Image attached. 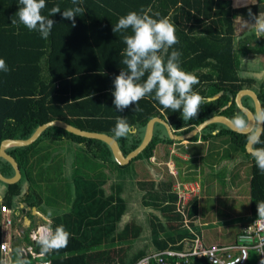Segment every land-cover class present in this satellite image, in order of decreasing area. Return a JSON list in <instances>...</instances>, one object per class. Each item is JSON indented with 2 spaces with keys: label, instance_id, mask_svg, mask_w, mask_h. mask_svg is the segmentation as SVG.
Listing matches in <instances>:
<instances>
[{
  "label": "trees",
  "instance_id": "trees-1",
  "mask_svg": "<svg viewBox=\"0 0 264 264\" xmlns=\"http://www.w3.org/2000/svg\"><path fill=\"white\" fill-rule=\"evenodd\" d=\"M259 3L264 0L240 6H236L233 0H81L77 5H73L72 0H46L47 6L42 13L45 16L57 6L61 11L76 6L85 11L75 18V27L59 13L50 17L56 23L48 38L44 39L37 31L11 24L12 19H17L18 0H0V59H4L9 68L7 72L0 71V141L25 139L39 125L60 119L83 130L112 137L126 157L141 145L152 118L168 122L175 135L188 133L214 116H225L233 122L240 116L247 121L234 102L240 90L253 85L250 79L239 77L240 58L249 53L264 55V36L257 39L254 35H245L236 39L234 20L241 18L254 23ZM132 11L156 19L168 18L175 24L179 43L159 55L166 58L167 52L179 51L182 69L197 76L199 83L193 86V90L204 98V103L195 118L184 120L180 111L164 109L152 97H145L122 112L115 109L113 80L122 69H126L121 63L126 47L123 37L131 34V30L114 33L112 28L120 17ZM256 95L264 112V81ZM242 104L254 110L250 97L244 96ZM119 118H124L132 126L126 137L114 135L113 129ZM253 131L240 133L214 123L189 141L205 143L226 136L233 146L251 159L249 210L256 218L264 216L261 207L264 205V173L257 168L253 156L244 150V143ZM165 132L164 126L156 123L147 148L125 167L115 161L106 143L74 134L58 125L43 129L29 145L10 146L5 153L15 159L24 176V159L38 141L67 139L85 149L94 161L114 165L121 171L134 162L149 163L156 147L173 145L175 141L168 139ZM258 140V143L256 140L252 143L254 150L264 147V124ZM0 174L5 178L15 176L11 165L2 158ZM2 184L8 192L0 206H8L14 214L28 208L27 215L32 219L31 209L41 204L37 192L30 186L24 190L22 180ZM84 184L75 195L73 210L53 217L50 223L52 236L60 226L70 234L67 246L43 254L41 244L30 238L32 228H28L22 236H13V264H34L31 254H21L23 245L42 253L41 259L49 260L51 264H133L145 255L139 251L129 257L130 242L140 238L141 224L128 222L117 231L103 232L105 221L119 220L125 211L126 203L120 194L122 186L110 187L112 191L105 193L99 186L88 188ZM169 187L168 180L160 182L158 188L151 185L145 193L144 203L157 207L165 218L163 222L159 216H154L155 220L150 222L154 247L149 252L170 246L180 249L181 245H173L191 236L181 226L182 215L175 210L176 194ZM186 214L191 221L197 217L196 197L188 201ZM171 220L175 224L170 223ZM190 261L191 264H210L206 258L195 257Z\"/></svg>",
  "mask_w": 264,
  "mask_h": 264
},
{
  "label": "rangeland",
  "instance_id": "rangeland-1",
  "mask_svg": "<svg viewBox=\"0 0 264 264\" xmlns=\"http://www.w3.org/2000/svg\"><path fill=\"white\" fill-rule=\"evenodd\" d=\"M249 33H252V30L246 29L241 36L244 37ZM240 59L239 77L260 82L264 75L258 73L253 63L261 60V54L249 53ZM249 67L250 69H247ZM253 69L256 70L250 71ZM253 87L255 88L252 85L251 89H248L252 91ZM253 90L257 93L259 89ZM78 148L80 150L64 153L66 159L72 156L76 158V166L80 171L74 172L75 177L71 175L73 169H70V163L68 166L58 163L53 170H40V173L35 175L31 187L42 198V205L38 209L49 218L68 210L69 197L76 189L78 191L81 189V185L76 183L80 182L79 178L86 180L88 176H91L90 173L104 180L103 184H99V188L104 189L105 193L112 191L110 187L122 186L120 194L126 203L125 211L119 220L105 221L102 229L103 232L111 229L117 231L128 222L142 225L140 238L130 242L129 257L139 251L146 254L154 247L150 236V222L155 220L154 216H159L160 220L165 222L159 209L154 205L145 204L144 200L147 197L145 193L151 185L158 188L160 182L168 180L169 184H172L173 178L169 175L168 165L173 166L170 170L179 181L197 186L198 204L203 212L196 222L193 221L195 222L193 227L190 225L192 221L187 216L186 218L190 228L199 229L203 243L228 245L239 242L238 234L241 225L253 219L249 210V169L242 161L239 164H235L236 162L233 164L240 159L246 162V155L233 146L226 136H219L198 146H194V143L190 141L158 146L149 163L134 162L126 170L121 171L114 166H109L110 168L106 167L108 165L103 166L100 162L94 161L80 145ZM217 149L220 150L219 153L216 152ZM204 152L206 153L204 158L202 156L191 160L188 158L189 154L196 156ZM45 173L49 178L47 180L41 176ZM227 179L229 181H226ZM92 186L90 184L87 187L92 188ZM169 222L175 224V221ZM181 226L188 230L185 225L181 224Z\"/></svg>",
  "mask_w": 264,
  "mask_h": 264
},
{
  "label": "clouds",
  "instance_id": "clouds-1",
  "mask_svg": "<svg viewBox=\"0 0 264 264\" xmlns=\"http://www.w3.org/2000/svg\"><path fill=\"white\" fill-rule=\"evenodd\" d=\"M18 3L20 7L16 13L17 19H12L11 24L17 27L23 25L30 31H37L44 39L48 38L56 23L50 17L59 13L62 19L72 21V26L75 27V18L85 11L80 6L61 11L57 6L45 16L42 13L47 6L46 0H18ZM79 3L81 0H72L73 5ZM156 16H159V13ZM254 18L253 27L259 39L264 36V12ZM129 29L131 34L123 37L126 47L123 51L124 58L121 60L126 69H122L113 80L112 96L115 109L122 112L145 97H152L164 109L180 111L184 120L195 118L204 103V98L193 90V86L199 83L197 76L182 69L179 51L167 52L166 58L159 55L179 43L175 24L168 18L156 19L132 11L120 17L112 31L116 33ZM0 71H9L4 59H0ZM257 120L264 121V112L257 115ZM234 123L237 128L247 126V121L240 116L235 118ZM131 131L132 126L124 118H119L113 129L118 138L128 136ZM253 139L259 142L256 137ZM252 155L257 168L264 173V147L256 148ZM261 207L264 208V205ZM69 237L70 234L63 226L58 227L53 236H46L41 242L42 253L47 254L49 251L66 247Z\"/></svg>",
  "mask_w": 264,
  "mask_h": 264
},
{
  "label": "built area",
  "instance_id": "built-area-1",
  "mask_svg": "<svg viewBox=\"0 0 264 264\" xmlns=\"http://www.w3.org/2000/svg\"><path fill=\"white\" fill-rule=\"evenodd\" d=\"M169 169V173H174ZM173 192L176 194L175 210L182 215V224L188 228L186 238L176 242L173 246L181 245L180 249L172 246L163 250L148 252L133 264H191V258H206L210 264H264V216L253 218L241 225L239 242L220 245L203 243L198 232L188 226L186 206L194 195V189L175 182ZM14 211L6 205L0 206V254L1 264H11V242L14 235ZM48 222L42 223L30 232L32 241L40 243L44 238L52 236V229ZM22 255L31 254L34 264H51L49 260H42V253L34 251L33 247L23 245ZM253 257V258H252ZM254 259V260H253Z\"/></svg>",
  "mask_w": 264,
  "mask_h": 264
},
{
  "label": "crops",
  "instance_id": "crops-1",
  "mask_svg": "<svg viewBox=\"0 0 264 264\" xmlns=\"http://www.w3.org/2000/svg\"><path fill=\"white\" fill-rule=\"evenodd\" d=\"M249 2L256 3V0H233V3L236 6H240V5L249 3ZM261 12H264V3H259L258 4V15ZM247 22H250V21L243 20L241 18H236L234 20L236 39L242 38L241 35L244 32V30H246V29H251L252 30V33H249L247 35L256 36L255 35V28L253 27V24L255 22L254 23H251V22L247 23ZM253 64H254L255 68H257L258 73H260L261 75H264V55H261V60L259 62H255ZM247 69H250V67L247 68ZM255 70L256 69H253V70H250V71H255ZM251 81H253V85L255 86V88L253 87V89H259L260 90V87H261L260 85L264 81V76H263V78L261 80L262 82L261 81L260 82H255L254 80H251ZM253 89H252V91L255 92L256 90H253ZM258 91H257V93H258ZM198 145H203V143L201 141L197 140L194 143V146H198ZM78 146L79 145H77V143H75L73 141H70V140H67V139H61V140L42 139V140L38 141L37 145L33 149H31L29 151V153L26 155V158L24 159V162H23L24 168H25V172H24V176H22L20 180H22V184H23L24 190H27L29 186L30 187L32 186V184L34 182V177H35V175L37 173L38 174L40 173V170H46V169L53 170V167L56 164H58V163H63L65 165H67V166L70 163L69 167H70V169H73V172H72L71 175L73 177H75L74 172L75 171H80L79 168L76 166V163H77L76 158L74 156H72V158L69 157L68 159H66V157L64 156V153H69L71 151L72 152L73 151H78V150H80L78 148ZM8 148H9V146L5 147L4 150H6ZM219 151L220 150H218V149L216 150L217 153H219ZM197 156H200V157L202 156L204 158L206 156V153L205 152L204 153H200L199 155H196V156L189 154L188 158L191 160V159H195ZM245 157H246V162H244L243 159H240V160L234 161L233 164L235 162H236L235 164H239L242 161L243 163H246V166L249 169V166L251 164V159L247 155ZM200 160H198V161H200ZM109 166H111V165H108L106 167L110 168ZM112 166H114V165H112ZM167 167L168 168H172L173 166L168 165ZM114 168H115V166H114ZM90 174H91V176H88L86 178V180H82V179L79 178L80 182H78L76 184L82 185L83 183H85L88 186L91 184V185L96 186V187L99 186V184H103V182H104L103 179L97 178L96 174H93V173H90ZM169 175H171V174H169ZM41 176L43 178H45V180L49 179V178H47L46 173L45 174H41ZM171 176L173 178V182L170 185V190L172 192H173L174 183L178 182L180 184L186 185L189 189L193 188L195 194L192 195V197H196L198 199V195H196L197 194V186H195V185H193L191 183L179 181L175 177L176 175H171ZM77 177H80V176H77ZM228 177L230 178V176H228ZM226 181H229V179H227ZM34 191H36V190H34ZM6 192H8V190H6V186L3 185L2 183H0V201L2 199H4ZM77 192H78V190L76 189V191L73 193V195L69 197V199H68V203H69L68 210L64 211L63 213L57 214V215H63L65 213L70 212L71 210H73V206H74L73 202H74L75 195H76ZM37 194L39 195L38 192H37ZM39 197H40V195H39ZM40 199H41V204L39 206L42 205V198L40 197ZM39 206L37 208L33 207V208H35L34 212H33V208L31 209L32 219H31L30 216L27 215V211L29 210L28 208L26 209L25 212H16L15 214H13V218H14V226H13L14 235L22 236V234H24V231L27 230L28 228H32L33 229L36 226H38V225H40L42 223H45V222H48L50 224L52 218L57 216V215H55V216L49 218L47 215H45L41 211H39V209H38ZM23 207H24V205H21V208H23ZM202 212H203V210L200 209L199 204H198V214H197V217L193 221L196 222L197 218L199 216H201ZM32 213H35V215H33ZM193 221L191 223H193V226H194L195 222H193ZM191 223H190V225H191ZM195 231L198 232V234H199V229H196ZM12 247H13V245H12V242H11V248ZM10 261H11V264H13L12 253H11V256H10Z\"/></svg>",
  "mask_w": 264,
  "mask_h": 264
},
{
  "label": "water",
  "instance_id": "water-1",
  "mask_svg": "<svg viewBox=\"0 0 264 264\" xmlns=\"http://www.w3.org/2000/svg\"><path fill=\"white\" fill-rule=\"evenodd\" d=\"M244 96H248L250 97V100L252 101L254 110L251 111L250 109L246 108L243 104H242V98ZM211 100V99H210ZM235 105L238 107V109L245 114V116L247 117V126L244 128H237L235 123L233 121H231L230 119H228L225 116H214L211 117L207 120H205L203 123H201L199 126L195 127L192 131L182 134V135H175L174 131H172V129L170 128L168 122L162 120L161 118H152L151 120L148 121V126H147V130L145 132L144 138L141 142V145L134 150L133 152H131L130 154H128L126 157L123 156V154L121 153L117 142L110 136L106 135V134H102V133H94V131H86L83 130L79 127H76L64 120H60V119H54V120H50L48 122H45L41 125H39L36 129H34V131L31 133V135L25 139H2L0 141V158H2L3 160H5L6 162H8L11 167L14 170V177L13 178H5L0 174V182L5 183V184H15L17 183L21 177H22V172L21 169H19V166L17 164V162L15 161V159L10 156L9 154L5 153V147H10V146H16V147H22V146H26L29 145L30 142H32L38 135L39 133L47 128L48 126L51 125H58L61 126L65 129H67L68 131L83 136V137H89V138H94L97 140H100L104 143H106V145L110 148L112 155L115 159V161L121 166V167H125L127 166L131 161H133L136 157H138L149 145L150 141H151V136H152V132L154 131V125L156 123H159L161 125L164 126L165 128V133L168 137V139L175 141V142H188L190 139H192L194 136H196L197 134L201 133L204 129H206L209 125L214 124V123H221L227 127H229L231 130L236 131V132H240V133H245V132H250L252 129H254L253 133L250 134V136H248V138L246 139L245 143H244V150L245 152L249 153L250 155H252L254 149L252 148V143L255 141V139H253V137L258 138L259 134L262 132L263 130V124L264 121H258L257 120V115L260 114L262 112V106L260 103V100H258V97L256 95L255 92L251 91L250 89H242L240 90L234 99ZM253 156V155H252ZM35 211V208H33V212ZM33 215H35V213H32ZM50 228L52 229V226L50 225Z\"/></svg>",
  "mask_w": 264,
  "mask_h": 264
}]
</instances>
